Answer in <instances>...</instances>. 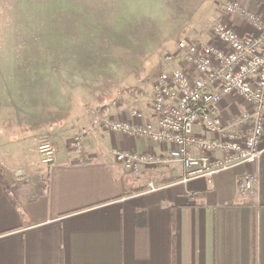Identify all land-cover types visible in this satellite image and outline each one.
Instances as JSON below:
<instances>
[{
  "label": "crops",
  "instance_id": "obj_1",
  "mask_svg": "<svg viewBox=\"0 0 264 264\" xmlns=\"http://www.w3.org/2000/svg\"><path fill=\"white\" fill-rule=\"evenodd\" d=\"M239 1L264 16V0ZM215 17L250 32L222 8ZM149 85L105 94L96 108L77 112L70 128L43 132L35 150L49 138L55 151L41 167L25 149L30 129L25 135L12 125L4 137L0 126V264H264V152L256 163L183 182L170 144L100 126L73 145L94 117L153 123ZM246 107L227 94L217 111L225 121ZM113 149L161 160L130 169ZM243 173L256 176L254 194L238 193Z\"/></svg>",
  "mask_w": 264,
  "mask_h": 264
},
{
  "label": "rangeland",
  "instance_id": "obj_2",
  "mask_svg": "<svg viewBox=\"0 0 264 264\" xmlns=\"http://www.w3.org/2000/svg\"><path fill=\"white\" fill-rule=\"evenodd\" d=\"M222 2L0 0L3 136L12 125L31 131L25 149L41 167L35 146L43 132L70 128L77 112L96 108L105 94L148 90L177 40L209 41Z\"/></svg>",
  "mask_w": 264,
  "mask_h": 264
},
{
  "label": "built area",
  "instance_id": "obj_3",
  "mask_svg": "<svg viewBox=\"0 0 264 264\" xmlns=\"http://www.w3.org/2000/svg\"><path fill=\"white\" fill-rule=\"evenodd\" d=\"M221 8L242 18L250 32L242 34L232 24L216 20L210 27L211 40H177L176 52L162 56L161 69L150 80L153 123L94 117L80 129L73 145L80 147L83 138L100 126L170 144L169 158L181 163L183 182L256 163L264 152V16L239 0H224ZM227 94L238 96L247 107L224 121L217 104ZM193 149L200 153L192 154ZM38 151L44 162L52 160L54 147L49 141H42ZM112 153L130 169L161 160L150 153L118 149ZM255 182V175L243 173L238 193L254 194Z\"/></svg>",
  "mask_w": 264,
  "mask_h": 264
}]
</instances>
